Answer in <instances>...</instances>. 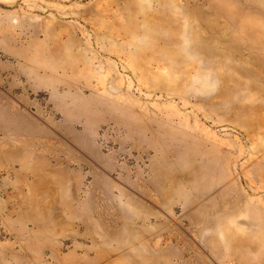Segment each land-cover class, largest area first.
<instances>
[{
  "label": "rangeland",
  "instance_id": "obj_1",
  "mask_svg": "<svg viewBox=\"0 0 264 264\" xmlns=\"http://www.w3.org/2000/svg\"><path fill=\"white\" fill-rule=\"evenodd\" d=\"M0 264H264V0H0Z\"/></svg>",
  "mask_w": 264,
  "mask_h": 264
},
{
  "label": "bare ground",
  "instance_id": "obj_2",
  "mask_svg": "<svg viewBox=\"0 0 264 264\" xmlns=\"http://www.w3.org/2000/svg\"><path fill=\"white\" fill-rule=\"evenodd\" d=\"M61 58H63V57H61L57 53H53L52 51H50L49 49H47L43 45L36 48V55L29 56V54H28L25 57V59L27 61H37V60H41V61H54V60H56L57 61ZM130 107H132V106H130ZM161 113H160V115H161L163 121H165V122L171 121L172 118H171L170 114H168V113H162L161 114ZM131 114H132V116H135L136 120H138V121L144 120L146 123H148V122H150L148 117L153 115L154 113H149L146 109L142 108V110H140L139 112H136L135 110H131ZM131 114H129L128 116H131ZM114 252L119 253L120 248L114 249ZM102 257H103L102 255H97L95 258L101 259Z\"/></svg>",
  "mask_w": 264,
  "mask_h": 264
}]
</instances>
